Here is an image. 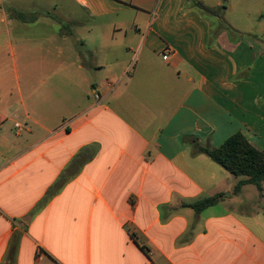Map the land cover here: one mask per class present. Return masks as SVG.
Listing matches in <instances>:
<instances>
[{
	"label": "crops",
	"instance_id": "obj_1",
	"mask_svg": "<svg viewBox=\"0 0 264 264\" xmlns=\"http://www.w3.org/2000/svg\"><path fill=\"white\" fill-rule=\"evenodd\" d=\"M80 1L0 0V264H264V184L184 141L264 150V1Z\"/></svg>",
	"mask_w": 264,
	"mask_h": 264
},
{
	"label": "trees",
	"instance_id": "obj_2",
	"mask_svg": "<svg viewBox=\"0 0 264 264\" xmlns=\"http://www.w3.org/2000/svg\"><path fill=\"white\" fill-rule=\"evenodd\" d=\"M195 7L203 15L211 13L200 3H196ZM16 17L23 19L24 15L17 13ZM219 24L222 28L229 29L223 21H220ZM184 141L192 147L195 154L206 155L236 178L244 177L245 179L239 181L235 186V192H239L244 185H252L259 192L261 191L264 184V150L255 149L242 134L236 133L232 135L218 148H211L208 145L201 146L196 140L191 138L184 139ZM219 198V196H213L202 199L191 204V208L196 212H200L215 204ZM18 238L19 235L17 233L14 234V239L12 240V243H14L13 248L17 246ZM14 254H12V257Z\"/></svg>",
	"mask_w": 264,
	"mask_h": 264
},
{
	"label": "rangeland",
	"instance_id": "obj_3",
	"mask_svg": "<svg viewBox=\"0 0 264 264\" xmlns=\"http://www.w3.org/2000/svg\"><path fill=\"white\" fill-rule=\"evenodd\" d=\"M23 1L25 2V5H24L25 10H30L29 12L33 11L34 13H39L41 12L40 9H43L46 11V13H49L48 16H51L54 19L59 20L60 23H64V25L62 26V32L64 33H66V31L68 30L66 21L70 20V18H74L78 20L77 17L82 14L80 10V5L82 4L80 0H32V1L23 0ZM263 1L264 0H251L252 10H254V8H258V6L263 3ZM206 16L211 19L213 18L214 15L207 13ZM27 17L28 19L32 18L30 15H27ZM255 27L257 28V24L253 25V28ZM2 31H3V26L0 25V32ZM10 37H11V42L14 45L15 42H13V40L15 38V31L10 30ZM0 50L4 52L3 55L0 54V59L4 57V60L6 63L10 62V60H12L13 55L12 54L8 55V52L6 51L5 43L1 44V41H0ZM15 56L17 57V51H15ZM3 68L4 67L2 66L0 67L1 72L3 71ZM128 73L129 71L127 72V74ZM249 189L254 191L253 190L254 188L252 186H250Z\"/></svg>",
	"mask_w": 264,
	"mask_h": 264
},
{
	"label": "built area",
	"instance_id": "obj_4",
	"mask_svg": "<svg viewBox=\"0 0 264 264\" xmlns=\"http://www.w3.org/2000/svg\"><path fill=\"white\" fill-rule=\"evenodd\" d=\"M162 59H163L164 61H166V60L168 59V52H167V51L164 52V54H163V56H162ZM94 97H95V99H96L97 101L100 100V95H98L97 93L94 94ZM3 122H4V119L0 118V126L3 124ZM15 128H16V129H21V125H20L19 123H15Z\"/></svg>",
	"mask_w": 264,
	"mask_h": 264
}]
</instances>
